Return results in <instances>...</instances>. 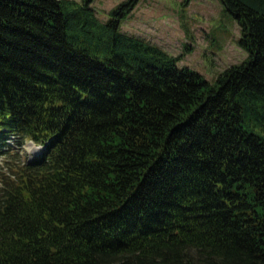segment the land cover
<instances>
[{"label": "trees", "instance_id": "trees-1", "mask_svg": "<svg viewBox=\"0 0 264 264\" xmlns=\"http://www.w3.org/2000/svg\"><path fill=\"white\" fill-rule=\"evenodd\" d=\"M219 1L246 55L209 81L134 0H0V264H264V0Z\"/></svg>", "mask_w": 264, "mask_h": 264}, {"label": "rangeland", "instance_id": "rangeland-1", "mask_svg": "<svg viewBox=\"0 0 264 264\" xmlns=\"http://www.w3.org/2000/svg\"><path fill=\"white\" fill-rule=\"evenodd\" d=\"M120 1L89 0L88 3L96 17L105 20L109 9ZM119 27L178 55V64L196 69L209 81L221 69L246 55L238 44L239 25L219 0H134ZM12 138L11 135L5 138L11 145L5 152L16 151L24 160L18 151L19 143ZM2 148L5 150L6 145ZM6 155L0 153V162Z\"/></svg>", "mask_w": 264, "mask_h": 264}, {"label": "clouds", "instance_id": "clouds-1", "mask_svg": "<svg viewBox=\"0 0 264 264\" xmlns=\"http://www.w3.org/2000/svg\"><path fill=\"white\" fill-rule=\"evenodd\" d=\"M17 147L20 155L26 162L35 158L37 153L44 150V142L29 136L21 138V141Z\"/></svg>", "mask_w": 264, "mask_h": 264}]
</instances>
